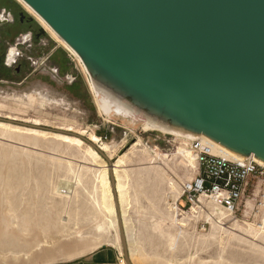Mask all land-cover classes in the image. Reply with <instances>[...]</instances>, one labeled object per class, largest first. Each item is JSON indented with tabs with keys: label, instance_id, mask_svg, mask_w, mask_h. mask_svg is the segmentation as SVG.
<instances>
[{
	"label": "water",
	"instance_id": "obj_1",
	"mask_svg": "<svg viewBox=\"0 0 264 264\" xmlns=\"http://www.w3.org/2000/svg\"><path fill=\"white\" fill-rule=\"evenodd\" d=\"M21 1L136 124L149 119L264 164V0Z\"/></svg>",
	"mask_w": 264,
	"mask_h": 264
},
{
	"label": "rangeland",
	"instance_id": "obj_2",
	"mask_svg": "<svg viewBox=\"0 0 264 264\" xmlns=\"http://www.w3.org/2000/svg\"><path fill=\"white\" fill-rule=\"evenodd\" d=\"M15 1L25 6L21 0ZM26 9L28 10L27 7ZM28 13L35 16L38 26L45 28V35L42 40L44 45L43 54L41 58L36 59L35 68H37L38 73L30 78L27 83L20 84V81L15 79L13 83L0 84V121L52 133L65 134L67 132L63 131L62 128H71L74 131L81 132V134L76 135L84 141V144L70 146V144L49 135L48 137H41L40 145H33L12 139L9 135L0 132L1 144L15 146L21 152L19 158L11 159L8 152L0 151V184H4V178L21 176L22 173L30 175L31 184L29 183L27 186L29 191H38V189H41L40 185L48 184L45 189V198L41 195L43 191H40L41 196L34 197L35 199L33 198L29 202L30 204L28 203L29 205L25 203L23 207L27 208V206L35 203L38 213L43 212L46 215H48L50 208L53 213L59 210L61 212L57 211L58 216L61 215L66 221L68 216L71 215L70 219H74L70 220L68 226H73L81 231L83 228L86 229L88 233L84 236L92 241L93 245L86 249L83 254L78 251L73 252L71 257L62 255L56 250L52 260L39 258L42 250H37L30 257L23 259L21 264H81L80 261L85 260L87 256L91 255V252L94 253L102 248L114 249L121 254V264H127L123 247H121L120 252L115 243L114 229L106 226V231L103 233L98 229V218L95 217L93 205L88 204L93 199L90 196V192H92L91 181L85 183L81 174H79V179L76 178V175H73L79 169L90 171L99 166L100 162L108 172L118 221L119 219L123 220V224L127 226L131 237V241H128V247L133 264H216L219 260H222L223 264H264V255L261 252V245H264V241L260 238L256 239V243L233 241L224 250H221L220 245L217 243L207 246L198 244L194 247L184 245L183 248L175 251V258H171L172 254L167 246V237L163 236V238L160 231L154 229L153 226L159 221L162 213L168 212V206L172 202V198L167 196L168 189L165 182L148 176L145 172L140 174L138 168L141 166L134 160L132 153L135 150L134 144L139 138L142 139V144L156 148L163 154H172L180 149L191 150L188 140L180 137L176 138L159 131H144L142 122H138L133 126L123 118L107 117L97 104V99L89 83V75L85 72L80 60H77V56L57 41L36 15L29 10ZM5 72L7 77L15 75L13 68L11 70L7 69ZM34 122H39L40 125H34ZM71 134L73 133L71 132ZM90 134L96 136L100 143H116L115 151L102 150L99 144L89 139ZM185 142H188V144ZM89 147L97 152L99 158L90 152ZM100 149L105 155L100 153ZM120 157H126V162L122 167L116 169L114 165ZM18 159L20 160L18 161ZM67 168L71 169V174H68L70 176L71 191L67 193L68 189L63 187L62 195L53 194L51 191L55 190L53 183H58V179L66 177ZM127 172L130 180L134 183V189L130 188L128 191H126L129 181ZM182 173L183 171H179L180 175H183ZM196 174L197 171L193 172V178ZM118 180L124 185L123 199L117 190ZM135 184H138V186ZM138 187L143 189H138ZM263 193V181L257 178L251 179L248 182L241 209L232 215L235 219L223 221L225 227L234 228L235 220H238L240 224L259 222V217L262 214L259 201ZM67 201L71 202L69 208L71 211L69 210L68 213L63 208ZM249 201L254 208L248 210L247 204ZM57 204H60V206H57ZM152 204L157 207L155 208ZM40 209L43 211L39 212ZM78 209L80 212H78ZM246 210L249 211L248 215ZM176 211L178 210L176 209ZM96 215L98 216V212ZM182 217L180 216V218ZM102 219L109 225L113 217L103 209ZM76 221L79 225L75 226ZM44 222H42L44 225L50 226V228L46 226L45 229L52 228L49 231L47 230V234L51 232L49 233L52 234L51 236L57 235L55 234L57 228L53 227L54 225L48 220ZM186 228L189 233L187 240L190 241L194 235L209 232L211 222L203 216L200 218L193 217L188 221ZM237 232L244 235V232L239 229H237ZM71 237L76 238L77 234ZM60 242L48 243L43 247L54 249L59 246ZM169 259L171 262L168 261Z\"/></svg>",
	"mask_w": 264,
	"mask_h": 264
},
{
	"label": "bare ground",
	"instance_id": "obj_3",
	"mask_svg": "<svg viewBox=\"0 0 264 264\" xmlns=\"http://www.w3.org/2000/svg\"><path fill=\"white\" fill-rule=\"evenodd\" d=\"M25 6L28 8V10L31 13H33L38 17V19H40V21L44 24L47 30L52 34V36L57 41L62 43L65 47H67L77 56L78 58L77 60H80L82 66L84 67L80 57L49 27V25H47V23L44 22L43 19L41 20V18L26 4ZM85 72L87 73L86 69ZM88 79L91 89L94 93V96L97 99V104L98 106H100V110L104 112L107 117H115L117 119L123 118L125 121L127 120L131 125L133 126L136 125L135 121L137 119V115L133 109H131L124 103L116 100L114 97H112L110 94L103 91L99 87L95 86L89 77ZM34 125H40V123L34 122ZM143 129L144 131L145 130L159 131L165 134H170L172 136H175L176 138L180 137L187 139L188 141L192 139L189 135H182L179 132L169 131L164 126L159 125L149 119L145 120L143 124ZM62 130L67 133L65 134L52 133L37 128H28L10 122L0 121V132L2 134L9 135L10 138L17 139L25 143L40 145L41 144L40 140L42 136L48 137L49 135H52L58 138L59 140H61L62 142H66L70 144V146L71 145L79 146L84 144V141L79 136L76 135L78 133L81 134V132L74 131L71 128H62ZM71 132L73 134H71ZM89 139L92 142L99 144L100 148L104 151L113 152L115 151L117 146L116 143H108V142L100 143L99 139L93 134H90ZM185 143L188 144V142ZM94 146L97 147L95 144ZM134 146H135V150L133 151L132 156L134 157V160L138 162V165L141 166L138 168L140 174H143L145 172L148 176L157 178L160 181L165 182L168 189L167 196L169 198H172V202H170L168 206V212L162 213L161 216L159 217V221H157L153 226L154 229L160 231L162 237L163 236L167 237V246L172 254L171 258H175V253H176L175 251L183 248L184 245L186 246L188 245L189 247L190 246L194 247L198 244H201L202 246H207L212 243H217L220 245L221 250H224L227 248V245L233 243V241L256 243V239L258 238L264 241V204L261 206L262 214L260 215V217L258 216L260 218L259 222L256 223L246 222L245 224H240L238 220H235L233 224L234 228L225 227V224L223 222L224 220L227 219H232V218L235 219V217H233L231 213L227 212L225 209L214 203H209L205 201L204 202L206 203L208 209H204L200 212V210H198L195 206H193L192 207L193 210H190L188 214H184L183 217L180 218L178 211H176L177 209L176 203L182 194V187L187 182L186 180L191 181L193 179L192 175L193 172L196 171V167H197L195 154L191 150H186V149H180L179 151L172 154H163L156 148H153L146 144H142L141 138L138 139V141L134 144ZM18 149L19 148L15 146H6L0 143V151L8 152L10 154L9 157L11 159H15L16 157L21 155V152ZM101 149L100 151L103 152ZM89 150L95 157L99 158V155L95 150H93L91 147H89ZM215 152L233 158V156L230 153H227L226 151L222 150L217 145H215ZM19 160L20 159H18V161ZM125 162H126V157H120L116 161L114 166L116 169H118L119 167H122ZM66 171H67V175L64 179H60V180L58 179L59 181L58 183H53V186L55 187V190H51L53 194L58 193L62 195L63 187L68 189L67 193L71 191L70 181H69L70 176L68 175L71 174V169L67 168ZM179 171H183L182 173L183 175H180ZM79 174L83 176L85 183H89L90 181L92 183V192H90V196L93 199L92 202L91 203L88 202V204H90L91 206L93 205L92 208L95 211V217L98 218L99 231H101L102 233L105 232L106 226L109 228H113L114 240L121 252V247H123V244L121 240L119 222L122 219H119L118 221V218L116 216V210L113 203V193L111 189V183L108 177V172L106 167L103 166L102 163L100 162L99 166H96L90 171L88 169L85 170L79 169L77 173L75 172L73 173V175H76V178L78 179H79ZM127 175L129 181H128V186L126 187V191H128L130 188L134 189V183H132V180H130L128 172ZM3 181L4 184L3 183H2L3 185L0 184V264H21L23 262V259L30 257V255L36 252L37 250L40 251L42 250V253L40 252L41 254L39 255V258H43V259L46 258L47 260L53 259L56 250L62 253V255L71 257L73 252L78 251L80 254L81 253L83 254L85 253L86 249L90 248L93 245V242L89 241L88 238L84 236L85 234L88 233L86 229L83 228V230L81 231L73 226L72 227L68 226L70 220L74 219V218L70 219L71 215L68 216V220L66 221L65 218L61 217V215L60 217L58 216L57 211L59 210H57L56 213H53L50 207H49L50 211L48 210L47 213L48 215H46V213L43 212L38 213V211L36 210L37 207L35 203L34 205L31 204L30 206H27V208L23 207L25 203L29 205L30 204L29 202H31V200L34 197L37 198V196L42 195L43 198H45L46 197L45 189L48 184L46 185V183L44 184L41 183L42 185L39 186L41 187V189H38V191L36 190L35 192H33V190L29 191V188L27 186L30 183V175L28 173H22L21 176L7 177L4 178ZM133 181H134V177H133ZM136 186H138V184ZM138 189L141 188L138 187ZM117 190L118 192H120V195L123 199L124 185L120 182V180H118ZM40 191L41 192L43 191L41 195H40ZM70 203H71L70 201H67L66 204L63 205V208L66 210V213H68V211L70 210L69 209ZM57 206H60V204H57ZM153 206L155 207V205ZM252 207L253 206L249 201L247 204L248 210L251 209ZM103 209H105L113 217V220L111 223H109V225L104 219H102ZM41 210L42 209H40L39 212ZM248 210H246L247 215L249 213ZM53 211L55 212V210ZM60 212L61 211H59V213ZM78 212H80L79 209ZM97 212H98V216L96 215ZM202 216L206 217L211 222V230L207 233H203V234L199 233V235H194L192 239L188 241L187 237L189 233H188V229L186 228L188 221H190L193 217L200 218ZM45 220H48L49 222H51V224L54 225L53 227L57 228V233H55L57 235L51 236L52 234L51 235L49 234L51 232L47 234V232L52 228L48 230L50 226L44 225L42 223ZM76 225H79L78 221H76L75 226ZM46 226L49 227L45 229ZM123 226L125 229L127 242L131 241V237L128 232L127 226L124 224ZM237 229L243 231L244 235L238 233ZM75 234H77V237L72 238L71 236ZM52 242H60V244L54 249L43 247L48 243L52 244ZM261 246H262L261 252L264 255V245L262 244ZM168 261L171 262L170 259ZM216 264H223L222 260H219L218 263Z\"/></svg>",
	"mask_w": 264,
	"mask_h": 264
},
{
	"label": "built area",
	"instance_id": "obj_4",
	"mask_svg": "<svg viewBox=\"0 0 264 264\" xmlns=\"http://www.w3.org/2000/svg\"><path fill=\"white\" fill-rule=\"evenodd\" d=\"M188 142L196 156L197 174L182 187L176 205L179 215L187 214L193 206L200 212L208 209L205 202L236 214L241 209L248 182L257 178L264 183V165L254 160L253 156L244 160L219 154L215 152V144L204 137ZM259 204H264V193Z\"/></svg>",
	"mask_w": 264,
	"mask_h": 264
},
{
	"label": "flooded vegetation",
	"instance_id": "obj_5",
	"mask_svg": "<svg viewBox=\"0 0 264 264\" xmlns=\"http://www.w3.org/2000/svg\"><path fill=\"white\" fill-rule=\"evenodd\" d=\"M44 35L45 28L37 25L23 4L0 0V84L15 79L24 84L38 73L35 65L43 54ZM11 68L15 75L7 77L5 70Z\"/></svg>",
	"mask_w": 264,
	"mask_h": 264
},
{
	"label": "crops",
	"instance_id": "obj_6",
	"mask_svg": "<svg viewBox=\"0 0 264 264\" xmlns=\"http://www.w3.org/2000/svg\"><path fill=\"white\" fill-rule=\"evenodd\" d=\"M121 254L117 253L112 248H102L94 253L91 252V255L83 261H80L81 264H121Z\"/></svg>",
	"mask_w": 264,
	"mask_h": 264
}]
</instances>
